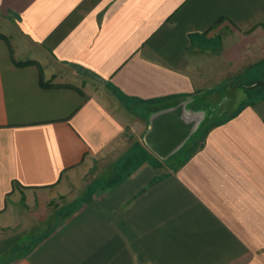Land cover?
Returning a JSON list of instances; mask_svg holds the SVG:
<instances>
[{"label": "crops", "instance_id": "0c3cea01", "mask_svg": "<svg viewBox=\"0 0 264 264\" xmlns=\"http://www.w3.org/2000/svg\"><path fill=\"white\" fill-rule=\"evenodd\" d=\"M256 66L264 0H0V224L76 203L0 264H264ZM178 105L163 158L145 136Z\"/></svg>", "mask_w": 264, "mask_h": 264}, {"label": "rangeland", "instance_id": "374dc122", "mask_svg": "<svg viewBox=\"0 0 264 264\" xmlns=\"http://www.w3.org/2000/svg\"><path fill=\"white\" fill-rule=\"evenodd\" d=\"M264 67L256 66L253 67L252 72L254 74L252 76L244 77L241 85H246L254 83L258 80H264ZM263 69V70H262ZM231 76L230 81L233 83L237 80L236 74H228V78ZM263 82V81H262ZM244 83V84H242ZM247 83V84H246ZM247 87H244V89ZM247 94H252L254 92L250 91L249 88L245 89ZM229 93V90L227 91ZM224 95V94H223ZM20 207L22 208H30L26 204V199H20ZM76 206V203H73V199L69 198V196L65 195L60 198H56L50 201V204L46 206L49 209V216H39L33 215L30 217L20 216L18 225H4L0 224V244L3 241V244H8L9 247L6 251V254L3 257H15L20 255L23 251L31 245L38 236H40L44 230L48 229L50 226H54L56 223L60 222L65 218L66 213L70 212V210ZM64 208V209H63ZM59 209H63L59 214L55 215L54 213H58ZM64 212V213H63ZM65 214V215H64ZM10 221H8L9 223ZM10 224V223H9ZM27 224H31V226H27ZM33 225V226H32ZM37 225V226H35ZM2 257V255H1Z\"/></svg>", "mask_w": 264, "mask_h": 264}, {"label": "water", "instance_id": "95a60500", "mask_svg": "<svg viewBox=\"0 0 264 264\" xmlns=\"http://www.w3.org/2000/svg\"><path fill=\"white\" fill-rule=\"evenodd\" d=\"M182 109V106L178 105L162 109L152 115L151 128L145 136V141L163 158L176 151L189 135L188 133L184 135L187 127L179 119Z\"/></svg>", "mask_w": 264, "mask_h": 264}, {"label": "trees", "instance_id": "16d2710c", "mask_svg": "<svg viewBox=\"0 0 264 264\" xmlns=\"http://www.w3.org/2000/svg\"><path fill=\"white\" fill-rule=\"evenodd\" d=\"M25 62H29V63H31V62H32V63H33V62H35V61H32V60H28V61H25Z\"/></svg>", "mask_w": 264, "mask_h": 264}]
</instances>
